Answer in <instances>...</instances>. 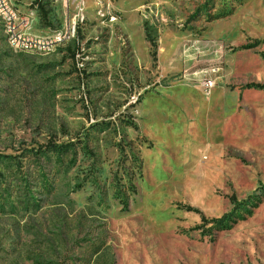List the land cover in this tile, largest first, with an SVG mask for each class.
<instances>
[{"label": "rangeland", "instance_id": "rangeland-1", "mask_svg": "<svg viewBox=\"0 0 264 264\" xmlns=\"http://www.w3.org/2000/svg\"><path fill=\"white\" fill-rule=\"evenodd\" d=\"M15 3L39 36L76 13ZM84 6L50 54L12 47L0 19V264H264V90L247 87L264 84V0ZM50 141L76 155H41Z\"/></svg>", "mask_w": 264, "mask_h": 264}, {"label": "built area", "instance_id": "built-area-1", "mask_svg": "<svg viewBox=\"0 0 264 264\" xmlns=\"http://www.w3.org/2000/svg\"><path fill=\"white\" fill-rule=\"evenodd\" d=\"M15 2L16 0H0V7L10 18L9 30L13 33L15 48L23 52H38L41 54L54 52L59 46L75 37L78 22L84 19L85 0H73L76 3V13L65 30H56L47 36L34 35L25 30L28 19L22 17ZM27 36H37V43H27ZM222 69L209 68L204 71L205 76L201 80V85L206 94H210L216 86L217 77H213V70H221L222 72Z\"/></svg>", "mask_w": 264, "mask_h": 264}, {"label": "trees", "instance_id": "trees-1", "mask_svg": "<svg viewBox=\"0 0 264 264\" xmlns=\"http://www.w3.org/2000/svg\"><path fill=\"white\" fill-rule=\"evenodd\" d=\"M44 17H46V13H44ZM146 38L150 42L151 47L153 49L152 50V57L155 61L157 59V41L154 37H152V35L148 31L146 32ZM249 46L250 45H248L247 47H249ZM247 87H252V88L264 90V84H260V83H251V84H248ZM74 146H75V143H73V142L56 143V142L50 141V142H48V144H46L45 148H41V150H39V151H40L41 155H43V156L48 157V154H50L53 157H56L59 161L63 162V161H65L66 158L76 155V150H75ZM130 185H131L132 192L134 193L136 191L135 184L131 181ZM129 199H130L129 197L125 198V200L122 199V206L124 209L129 208V204H130ZM231 201L235 204L234 209H239L238 207L242 206L243 204H246L245 208H247L249 205V203H247V202L237 201L234 196L231 197ZM192 210H194V208ZM229 217H230L229 214H223L219 218L212 219V221L222 224L225 221L229 220ZM204 221H206L205 218H204Z\"/></svg>", "mask_w": 264, "mask_h": 264}, {"label": "bare ground", "instance_id": "bare-ground-1", "mask_svg": "<svg viewBox=\"0 0 264 264\" xmlns=\"http://www.w3.org/2000/svg\"><path fill=\"white\" fill-rule=\"evenodd\" d=\"M0 19H2L3 21V26L5 29L9 44L15 48L14 41H13V33L11 32V30H9L10 18L9 16H7V13L1 7H0ZM27 43H37V36H27Z\"/></svg>", "mask_w": 264, "mask_h": 264}]
</instances>
